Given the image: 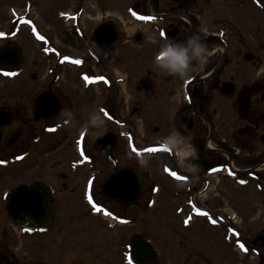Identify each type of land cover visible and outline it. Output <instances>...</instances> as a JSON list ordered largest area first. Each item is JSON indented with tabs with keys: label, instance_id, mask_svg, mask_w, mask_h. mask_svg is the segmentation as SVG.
Wrapping results in <instances>:
<instances>
[{
	"label": "flooded vegetation",
	"instance_id": "af4514ba",
	"mask_svg": "<svg viewBox=\"0 0 264 264\" xmlns=\"http://www.w3.org/2000/svg\"><path fill=\"white\" fill-rule=\"evenodd\" d=\"M253 1L256 7H264L260 0ZM198 2L199 0H142V5L138 6L143 9V17H155V19H143L145 37L142 40L140 35L136 36L137 41H143L140 54L142 52L145 65L137 77L133 76L131 85H128L127 119L122 120L112 109L110 111V123L117 128H127L108 132L114 135L115 146L110 154L116 161L109 160V152H102L96 142L98 152L105 155L112 164L113 171L107 178L110 177L113 180L119 178L126 180L129 176L121 175L122 172L126 168H135L130 163H119L122 156L126 159L132 158L134 152L136 156L149 157L151 153L165 156L166 159L160 164L161 174L164 177L157 184L152 182V185L145 186L144 176L141 173L143 182L134 207L130 206L132 197L125 199L122 195L115 196L114 201L118 205L104 198V181H101V174L97 169H93L86 178L83 169L86 164L79 158V150L83 152L82 154L86 153L85 127L81 128L82 125L76 129L72 127L75 123L80 124L85 110L82 109L78 92L69 89L68 86L62 87L65 83L63 73L69 68H74L77 70L73 78L74 83L80 84L83 90L86 73L92 75L94 82L92 85L96 89L101 86V80L107 79L110 88L105 89L108 94H112L111 91L115 92L116 102L119 104L121 98L125 101L123 94L126 93L123 92L122 78H117L115 80L117 84H115L111 81V76L107 75L108 73L90 74L85 69L86 62L83 57L60 51L50 36L44 37L45 49L48 51L44 49L41 55L46 62L43 69L46 75L39 82V91L33 94L31 104L25 105L26 108L22 114L19 112V106L0 111V116L11 117L7 124L0 126L3 133L0 145L8 140V137H12L10 146L20 140L21 127L13 129L17 123L16 119H20L24 126L28 121L34 125L39 124L40 131L30 136V143L22 150L14 149L11 154L1 155L0 160L9 161L12 156L17 162L4 165L3 169L11 168L9 172L18 173L22 171V167H25L27 171L26 178L20 174L14 175L15 185L11 190L3 192V195L10 194L20 187L40 184L45 187L51 197L54 206L53 216L45 228L27 230L14 225L7 214L8 226L2 225L1 234H11V231L15 232L19 229L21 234L28 233L30 237H33V247L53 246L48 241L45 245L37 237L51 233L60 235L58 205L64 201L65 194L69 199L70 195L77 194L75 198L80 202L94 203L99 207L100 211L96 210L95 216L100 218L98 220L103 223L104 229L128 227L122 245L121 261L122 264H131L128 260V250L134 236L132 229L134 218L129 213H133L134 209L146 212L154 207L152 205L170 203L176 206L172 215L181 219L189 217L188 223L192 229L189 258L184 255L179 259V264H264V133H261L264 123L262 107L264 82L262 83L261 78L258 77L259 69H256L251 76L235 67L236 77H243L242 80L230 76L229 68L232 59L228 21L221 17V21L217 18L207 23L201 4ZM197 11L201 12L197 13ZM210 26L217 27V31L209 32ZM193 33H198L201 41L208 45L211 52L209 56L211 66L196 65L191 69V78L182 79L167 73L154 63V57L166 41L184 40ZM149 36L156 38L157 45H160L157 49L151 47ZM13 45L15 44L2 46L0 49ZM219 49L221 54L218 52ZM65 57L69 59L66 60ZM241 57L247 63L255 61L252 52L244 53ZM214 58L217 60L215 64ZM19 59L20 62L15 71L0 68V73L3 76L15 78L20 76L19 71L23 66L20 49ZM76 60L81 63H75ZM98 77L104 79H98ZM33 80H36L35 75ZM115 85H120L121 88L116 90ZM19 86L28 88L33 84L21 83ZM42 95L45 96L46 103L43 104L44 109L39 112L36 101ZM61 107L72 110L71 122L57 115ZM93 109V111H102V104L96 103ZM106 114L105 117H107ZM136 115L139 117L136 118ZM233 116H236L240 123L238 127L232 128L234 141L240 145L239 153L244 151L245 154L254 156L251 163L239 167L232 162V155L236 154L235 148L230 146L227 140L230 118ZM132 120L142 121V136L145 140L152 142L158 139L159 141L147 142L146 145L139 146L136 141L139 139L140 130L134 127V123L129 124ZM173 129L183 137H187V142L176 147L163 143V138ZM101 135L103 134H100L97 139ZM14 138L16 139L13 142ZM129 139L134 142L128 143ZM32 144L33 148L30 147ZM44 145H49L45 148L48 155L58 151L61 153L62 149L65 151L69 148L73 149V155L62 156V159L52 157L55 159L54 162L46 164L26 165L18 161L19 157L30 156L32 151L36 152ZM189 146L194 147L195 156L202 168L195 182L192 180V174L184 170L181 162L183 159H191V157L183 156ZM66 158H72L67 165L62 163V160ZM172 172L177 175L173 176ZM59 178L64 181L59 182L60 186L57 182L61 181ZM165 184L172 188H166ZM99 188L100 198L96 192ZM163 191L167 194V199L160 200ZM247 193L256 194L258 197L255 198L258 201L247 198ZM89 196L92 197L91 200ZM5 198L7 200L6 195ZM255 203L261 206V211L248 210L252 209ZM109 212L112 215H108ZM101 218L108 223L102 222ZM55 222L56 226H54ZM135 234L143 236L141 233ZM10 243L11 240L4 242L0 239V264H20L15 253L11 251ZM241 244L244 248L240 247ZM61 251H68L65 250L64 244H61ZM12 260L17 261L12 263Z\"/></svg>",
	"mask_w": 264,
	"mask_h": 264
},
{
	"label": "rangeland",
	"instance_id": "374dc122",
	"mask_svg": "<svg viewBox=\"0 0 264 264\" xmlns=\"http://www.w3.org/2000/svg\"><path fill=\"white\" fill-rule=\"evenodd\" d=\"M198 3L201 4V10L206 16L205 21L207 23L217 18L220 20L221 17L228 21L230 57L232 59L229 68L230 76L242 80L243 77H236L235 67L251 76L256 69H259L258 77L261 78L263 83L264 8L256 7L253 0H199ZM260 3L264 6V0H260ZM139 5H142V0H0V33H3V35H0V47L15 44L20 49L23 57V66L19 71L20 76L16 78L6 77L0 73V111L19 106V112L22 114L24 108H26L25 105L31 104L33 94L39 91V82L46 75V71H43L46 62L41 55L46 45L43 40L37 39V32L43 37L50 36L55 45L60 48V51L83 57L86 61L85 69L90 74L108 73L107 75L111 76V81H114L115 84H117L115 82L117 78H122L124 82L122 87L123 92H126L123 94L125 101H122L121 98L120 101L118 100V104L115 92L111 91L112 94H108L106 91L104 80H101L99 88L96 89L89 83L87 91H84L80 84L74 83L75 79L73 78L77 72L76 69L69 68L67 72L63 73L65 83L62 87L68 86L69 89L77 91L81 99L82 109L85 110L83 119L79 122L80 124L75 123L72 127L73 129H76L79 125H82L81 128L85 127L87 137L85 149L86 153H89V155L84 156L86 165L83 169L86 178L93 169H97L103 182L113 171L112 164L107 160V157L98 152L96 148L97 137L113 130L127 129L125 127L117 128L110 123L109 118L110 111L113 110L120 119H127L129 114L127 113L129 105L128 85H131L132 82L130 81L133 76L137 77L145 65L141 55L142 52L140 54L143 49L142 40L145 37V28L141 18L143 17V9L138 7ZM200 12L197 11V13ZM61 13L65 15H61ZM29 20L32 21L33 27L31 26L32 23H28ZM104 22L114 23L119 29L120 37L113 45L114 49L113 46L102 47L92 40L93 31ZM211 28L210 26L209 32L217 31V27ZM137 35L142 37L141 41L136 40ZM148 38L151 39L149 43L153 49L160 46L157 45L154 36ZM218 52L221 54L220 49ZM247 52L254 54L255 61L253 63L243 61L241 55ZM213 61L214 64L217 62L215 58ZM210 62L208 60V63L203 67L211 66L209 65ZM33 75L36 76V80H33ZM21 83L33 84V86L25 88L19 86ZM115 87L116 90L121 88L120 85H115ZM96 103L102 104L103 109L100 111L103 125L98 130L89 124L90 113L94 112L93 107ZM262 107L264 109V104ZM105 113H107V117H105ZM135 117L138 118L139 116L136 115ZM16 121L17 123L13 126V129L21 127V138L18 143L10 146L9 143L12 137H8V140L0 145V156L11 154L17 148L22 150L25 145L30 143V136L40 131L41 125L39 124L34 125L28 121L24 126L20 119H16ZM133 123L134 127L140 130L139 139L136 142L142 147L149 142L142 136V121L132 120L129 124ZM239 124L236 116L230 118V130L227 137L229 145L235 148L234 152L236 154L232 155V162L238 167L244 164L247 165L254 159L253 155L245 154L244 151L239 153L240 145L237 141H234L232 135V128L238 127ZM119 125L122 126L123 124L119 123ZM261 133H264V123ZM15 139L12 141L14 142ZM155 141L159 140L155 139L152 142ZM130 142L134 141L129 139L128 143ZM30 147L33 148V144ZM46 147H49V145L41 146L42 149H38L36 152L32 151L31 155L25 158L21 156L19 162L26 165L32 163L46 164L54 162L55 159L52 157H61L62 159V156L71 157L70 154L73 155L72 148L65 151H62V149L61 153L58 151V153L48 155L46 154ZM70 159L72 158H66L62 160V163L67 165ZM141 159H147V164L142 165L140 163ZM165 159V156L155 153H151L149 157H144L136 156L134 152L132 158L128 157L126 159L125 156H122L119 163L132 164L144 176V185L149 186L152 185V182L157 184L163 179L160 164ZM10 169L6 170L0 166V239H3L4 242L11 240V251L15 253L20 264H122V245L128 227H117L113 230L104 229L103 223L98 220L100 218L92 215L95 204L80 202L79 199L75 198L77 194L70 195V199L66 198L67 195L65 194L64 201L58 205L60 235L51 233L37 237L45 245L48 241L53 246L33 247V237L28 234H21L19 229H16L15 232L11 231V234H1L2 225L6 224L8 226L7 211L2 198L3 192L11 190L15 185L14 175L20 174L23 178H26L27 175L25 167H22V171L18 173L9 172ZM66 173L64 169V174ZM57 182L60 186L59 182L64 181L61 179ZM165 185L166 188H172V186H167L168 184ZM96 192L99 196L100 188ZM166 197L167 194L163 191L160 200H165ZM248 197L258 201L255 198L258 197L256 194L247 193ZM175 207L170 203L167 205L157 204L146 212L134 209L133 213H129L134 218L133 233H141L154 243L159 253V264H179V259L184 255L189 258L192 229L183 228L181 218L172 215ZM248 210L261 211L262 208L258 203H255L253 208ZM102 222L108 223L104 219H102ZM56 224L55 222L54 226ZM61 244H64L65 250L68 251L62 252ZM15 261L12 260V263H15Z\"/></svg>",
	"mask_w": 264,
	"mask_h": 264
},
{
	"label": "water",
	"instance_id": "95a60500",
	"mask_svg": "<svg viewBox=\"0 0 264 264\" xmlns=\"http://www.w3.org/2000/svg\"><path fill=\"white\" fill-rule=\"evenodd\" d=\"M118 36L117 29L114 25L109 23L101 24L93 34V38L97 43L103 45L112 44ZM19 62L18 49L16 47L4 48L0 50V67H16ZM45 96L37 100V111L44 109L43 104L46 103ZM9 117H0V124H7ZM2 133L0 131V140ZM98 143L103 147V150H110L114 146L113 136L106 134L98 139ZM129 171V172H126ZM121 175H128L137 181V187L133 189V197L130 204H135L139 189L141 186V179L133 170H125ZM130 179V178H129ZM126 180L119 178L118 180H107L104 185V198L108 201L117 204L114 201L115 196L127 195L129 190L125 189ZM7 208L10 219L16 224H41L45 222L52 213V204L43 187L40 185H31L19 188L9 197ZM136 241V242H135ZM133 245V259L138 264H154L156 252L148 241H141L140 238L135 237ZM144 247H143V246Z\"/></svg>",
	"mask_w": 264,
	"mask_h": 264
},
{
	"label": "clouds",
	"instance_id": "9594fccd",
	"mask_svg": "<svg viewBox=\"0 0 264 264\" xmlns=\"http://www.w3.org/2000/svg\"><path fill=\"white\" fill-rule=\"evenodd\" d=\"M210 54L208 45L201 41L198 33H193L184 40L170 39L166 41L154 57V63L169 74L182 79H190L191 69L196 65L201 67L206 65ZM57 115L63 120L71 122L73 112L71 109L61 107ZM89 124L97 130L103 125L99 110L90 113ZM187 139V137H183L182 134L173 129L168 136L163 138L162 142L171 147H176L181 143H186ZM183 156L191 157V159H183L181 162L184 170L192 174V180L195 182L202 168L195 156L194 147L189 146L188 151L183 153ZM140 163L146 165L147 159H141Z\"/></svg>",
	"mask_w": 264,
	"mask_h": 264
},
{
	"label": "snow or ice",
	"instance_id": "6c2138e0",
	"mask_svg": "<svg viewBox=\"0 0 264 264\" xmlns=\"http://www.w3.org/2000/svg\"><path fill=\"white\" fill-rule=\"evenodd\" d=\"M61 15H65V14H64V13H61ZM141 18H142V19H155V17H141ZM28 23L31 24L32 21L29 20ZM33 30L35 31V29H33ZM161 34H162V35L164 34L163 31L161 32ZM0 35H3V33H0ZM36 35L39 37V39H41V40L44 39V37H43L42 35H40L38 32L36 33ZM45 51H48V49H45ZM65 59L67 60V59H69V58H68V57H65ZM75 63L79 64V63H81V61L76 60ZM85 79L88 80V79H90V78L87 77V76H85ZM98 79H104V78H103V77H99ZM171 174H172L173 176H176V175H177L175 172H172ZM181 179H186V177H181ZM89 199L91 200L92 197L89 196ZM94 207H96V210H97V211H100L99 207H97V206H95V205H94ZM197 211H199V209H197ZM108 215H112V213L109 212ZM188 222H189L188 220L185 221V223H188ZM240 247H241V248H244V245L241 244ZM244 250L246 251L247 249L245 248Z\"/></svg>",
	"mask_w": 264,
	"mask_h": 264
},
{
	"label": "bare ground",
	"instance_id": "6f19581e",
	"mask_svg": "<svg viewBox=\"0 0 264 264\" xmlns=\"http://www.w3.org/2000/svg\"><path fill=\"white\" fill-rule=\"evenodd\" d=\"M94 41H95V39H94ZM137 185H138V183H137V181L134 180L133 177H127L124 186H125V189L129 190V192H128L127 195H123L122 197L125 198V199H130L131 197H133V195H132V191H133L132 188L135 189V187H137Z\"/></svg>",
	"mask_w": 264,
	"mask_h": 264
}]
</instances>
